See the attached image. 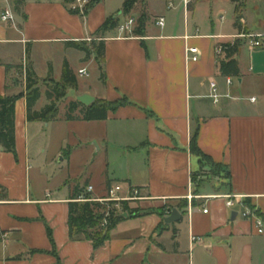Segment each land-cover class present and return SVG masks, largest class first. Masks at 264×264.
Masks as SVG:
<instances>
[{
    "label": "crops",
    "instance_id": "crops-1",
    "mask_svg": "<svg viewBox=\"0 0 264 264\" xmlns=\"http://www.w3.org/2000/svg\"><path fill=\"white\" fill-rule=\"evenodd\" d=\"M120 1L123 8L125 0ZM145 1L150 16L146 35L121 36L117 29L107 33L103 62L93 51L88 59L98 64L100 73L104 70V80L95 90L79 92L108 103L125 101L110 110L106 120L88 121L101 130L90 137L104 154L100 175L87 171L84 186L62 178L54 187L49 180L47 187L33 190L30 126L50 124L29 121L26 96L17 100L18 154L0 148V185L8 194L0 201V264H264V232L243 216L248 207L264 222V47L251 48L246 36L264 34V19L256 21L264 5L263 10L257 4L245 7L247 32L240 33L234 25L233 4L230 32L224 33L214 24L207 28L202 24L199 0L188 9L183 0H174L173 9H168L169 0ZM137 5L129 18L140 15ZM7 9L13 11L14 20L2 19ZM23 12L25 18L15 13L13 0H0V95L26 94L24 73L7 70L6 65L25 63L27 47L38 78L50 77L48 70L43 77L37 73V48L53 50L69 40H99L95 32L115 14L107 0L84 17L71 13L66 0H24ZM161 16L164 26L157 23ZM236 39L244 42L238 55L242 76L231 77L228 84L219 72L224 54H217V47ZM192 46L200 49L197 61L187 59V48ZM45 63L51 66L50 55H45ZM19 74L24 87L18 85ZM213 82L220 94L218 103L211 97ZM196 129L199 148L228 169L226 178L194 184L193 174L201 170L199 157L191 150ZM63 155L61 162L70 163L69 152ZM116 182L123 195L137 189L149 197L128 202L130 208L155 211L125 218L98 248L91 240L71 239V193L79 185L84 191L92 185L90 194L103 197ZM225 196L235 200L232 208ZM175 208L181 218L166 223ZM232 212H237L235 219Z\"/></svg>",
    "mask_w": 264,
    "mask_h": 264
},
{
    "label": "trees",
    "instance_id": "trees-1",
    "mask_svg": "<svg viewBox=\"0 0 264 264\" xmlns=\"http://www.w3.org/2000/svg\"><path fill=\"white\" fill-rule=\"evenodd\" d=\"M76 0H66V4L69 5V11L73 14H80L86 16L89 12L102 0H89L87 5L81 11L80 8H72V4ZM235 5V28L240 33H246L247 30L242 23L243 8L245 6L244 0H232ZM24 0H13L15 13L25 18L23 12ZM142 4V10L137 18L135 27L133 28L132 35L145 36L147 30V23L150 20V16L147 12L145 0H125L123 8L117 14L109 16L101 27L95 32L96 38L99 40H93L90 47L87 45L86 40H69L65 44L67 47L76 49H82L87 52L86 59L88 60L92 54V51L96 54L100 63L103 62L105 56V37L107 33L116 30L119 26V17L121 14L131 15L132 11L137 4ZM244 42L241 39L234 41L221 43L222 53L224 57L219 59V72L225 77L241 78L242 70L238 55L241 51V47ZM26 64L18 65H6V69L17 68L18 71L25 75V92L10 95H0V148L4 152L13 153L17 156V143H16V102L22 97L26 96L27 103V119L29 121H101L108 118L110 110L115 109L118 105L123 104L125 101L108 103L105 100H95L91 105H84L78 100L71 101L66 106V112L64 116H60L57 103L63 101L67 97L68 88H78V80L74 72L72 71L68 61H65L61 79L57 83V87L49 89L45 92L48 99V103L41 109H35L37 102L40 100L42 94L40 91L39 78L34 70L31 62L30 47H27L26 51ZM103 70V68L101 67ZM105 72L101 71V79L104 80ZM198 129L195 130L191 140V150L195 153L200 160L201 167L206 163L212 167L213 171L220 173L223 178L229 175L227 168L221 164L215 163L202 152L197 143ZM206 161V162H205ZM199 173V172H198ZM198 173L193 174V182L197 183L196 177ZM199 186V185H198ZM84 195L85 198L90 199L92 195L85 193L82 187L77 188L70 195L69 202V233L73 240H91L96 248L102 246L107 240L111 238L112 230L125 218L139 217L155 211V208H130L128 202L123 204V212L111 208L103 203L92 200L80 201L79 198ZM7 189L0 185V201L7 200ZM172 209L171 207L169 208ZM109 212H108V211ZM108 212V214H107ZM160 212V211H159ZM261 217V214L257 212ZM127 214V215H125Z\"/></svg>",
    "mask_w": 264,
    "mask_h": 264
},
{
    "label": "rangeland",
    "instance_id": "rangeland-1",
    "mask_svg": "<svg viewBox=\"0 0 264 264\" xmlns=\"http://www.w3.org/2000/svg\"><path fill=\"white\" fill-rule=\"evenodd\" d=\"M199 2L198 14L202 19V24H204L206 28L211 27V25L214 24L216 31L229 33V23L234 17L232 0H199ZM107 4L111 6L113 11H115V14L118 13V9H122V3L120 0H107ZM244 4L243 18L245 19H247V17L244 11L248 4V7L254 4L259 5L260 10H263L262 8L264 5L261 3V0L259 2H257V0H244ZM140 10H142L141 3L137 5L136 14H139V12H141ZM119 18L120 24L125 23L129 19L128 15L126 16L124 14H121ZM263 19L264 13L262 12L259 14L256 21L260 22V20ZM87 45L90 47L91 42L87 43ZM45 55H50L51 57L52 64L49 67H47V64L45 63ZM86 56L87 52L85 50L67 47L66 44L57 45L53 50L46 49L43 51L37 48V73L40 77H43L48 70L49 73L47 75H51L50 77L39 79L38 86L40 87L42 96L36 104L37 109L42 108V106L49 102L45 92L58 86V79L61 77L60 75L65 61H68L72 71L77 77L78 88H68L67 97L63 101L57 103L60 116H64L66 106L71 101L77 100V97L75 96H78L79 92L89 91L91 89L95 90L97 86L101 85V73L98 69V64L95 61L89 62V60L86 59ZM248 57L249 55L246 53V61ZM25 64L26 61L24 65ZM84 71H86L87 74L81 75ZM18 82V85L22 84L24 87L23 75L19 74ZM243 89L244 90L242 91L245 93L248 92V88L243 87ZM48 123L50 124V127H45L43 123H40L39 125L33 123L29 130L30 140L28 143V156L35 160V166L31 178V186L33 190H41L44 187H47L49 180L51 182L50 187H54L62 178H69V184H74V182H76L84 186L89 181L86 177V174L88 173L87 171L93 170L97 176L101 174L104 168L102 159L104 158V154L98 149L95 140L90 138L101 131L99 127L84 120H74L70 124H55L51 121ZM61 147H63L64 150H62V154H59L58 151ZM65 151L69 152L71 155L72 160L70 163H68V161L61 162L60 160L61 158H64L63 152ZM46 162H48L47 165L45 164ZM38 165L39 167H43L39 168ZM221 177L222 175L220 173L213 171L212 167L206 163L201 167V170L197 174V183L195 185L201 186L203 184L213 183Z\"/></svg>",
    "mask_w": 264,
    "mask_h": 264
},
{
    "label": "built area",
    "instance_id": "built-area-1",
    "mask_svg": "<svg viewBox=\"0 0 264 264\" xmlns=\"http://www.w3.org/2000/svg\"><path fill=\"white\" fill-rule=\"evenodd\" d=\"M185 4V8L188 9L190 4L194 0H183ZM89 0H76L74 4H72V8H80L81 11L84 9V7L87 5ZM176 4L174 0H169L168 1V9H173L175 8ZM2 19L4 21H9V20H14V13L10 9L5 10V12L2 15ZM242 19V23H243ZM137 22L136 18L130 17L125 23H121L118 26L119 34L122 36H127V35H132L133 28L135 27ZM158 25L164 26L165 25V17L161 16L157 20ZM250 41V47L251 48H261L264 47V34H249L246 35ZM187 59L191 61H197L200 57V49L196 46H192L187 48ZM222 53V47L218 46L217 47V54ZM87 74L85 71L81 73V75ZM227 83L231 84L232 83V78L227 77ZM211 97L213 98L215 103H218L220 99V94L218 93L217 89V84L216 82L212 83V93ZM252 101H255V98H252ZM94 190V187L92 185H89L86 190L84 191L85 193H91ZM123 188L121 183L116 182L112 184L107 191V194L103 197H93L90 199L85 198L84 195H81L79 200L80 201H85V200H92V201H98L100 203H103L109 207V210L111 208H114L118 210L119 212H123V204L124 202H130L134 200H145L149 197H145L140 194L139 190H128V193L126 195L122 194ZM227 198L226 204L228 207H233L235 205V200L231 196H225ZM108 211V210H107ZM205 212L208 211V209L204 210ZM109 212V211H108ZM107 212V214H108ZM171 210L168 209V213L170 214ZM243 216L245 218H250L253 220L257 230L259 233L264 232V222L262 218L258 215L257 211L255 209L251 208H246L245 211L243 212ZM193 240H201L200 237H195L193 236Z\"/></svg>",
    "mask_w": 264,
    "mask_h": 264
},
{
    "label": "water",
    "instance_id": "water-1",
    "mask_svg": "<svg viewBox=\"0 0 264 264\" xmlns=\"http://www.w3.org/2000/svg\"><path fill=\"white\" fill-rule=\"evenodd\" d=\"M77 100L83 103L84 105H91L93 102H95V97L91 94H81L77 96ZM127 215V214H125ZM237 216V212H232V219H235ZM181 218V214L178 211V209H173L172 213L170 216L165 218L166 223H171L174 221H177Z\"/></svg>",
    "mask_w": 264,
    "mask_h": 264
}]
</instances>
